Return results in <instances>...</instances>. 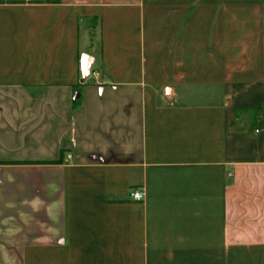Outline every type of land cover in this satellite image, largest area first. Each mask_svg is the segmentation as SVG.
I'll list each match as a JSON object with an SVG mask.
<instances>
[{
    "label": "crops",
    "instance_id": "obj_1",
    "mask_svg": "<svg viewBox=\"0 0 264 264\" xmlns=\"http://www.w3.org/2000/svg\"><path fill=\"white\" fill-rule=\"evenodd\" d=\"M0 264H264V0H0Z\"/></svg>",
    "mask_w": 264,
    "mask_h": 264
},
{
    "label": "built area",
    "instance_id": "obj_2",
    "mask_svg": "<svg viewBox=\"0 0 264 264\" xmlns=\"http://www.w3.org/2000/svg\"><path fill=\"white\" fill-rule=\"evenodd\" d=\"M255 131L257 132L258 130ZM70 157H71L70 153L65 154L66 159H69ZM128 198L131 200L140 201L143 199V192L139 189H132L128 192Z\"/></svg>",
    "mask_w": 264,
    "mask_h": 264
},
{
    "label": "water",
    "instance_id": "obj_3",
    "mask_svg": "<svg viewBox=\"0 0 264 264\" xmlns=\"http://www.w3.org/2000/svg\"><path fill=\"white\" fill-rule=\"evenodd\" d=\"M83 60H84V70L87 71L88 67H89V56H87V55L84 56Z\"/></svg>",
    "mask_w": 264,
    "mask_h": 264
}]
</instances>
